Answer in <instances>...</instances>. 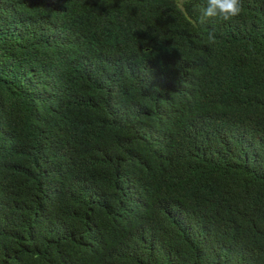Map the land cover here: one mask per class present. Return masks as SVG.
<instances>
[{
  "label": "trees",
  "instance_id": "1",
  "mask_svg": "<svg viewBox=\"0 0 264 264\" xmlns=\"http://www.w3.org/2000/svg\"><path fill=\"white\" fill-rule=\"evenodd\" d=\"M174 3L0 0V264H264V0Z\"/></svg>",
  "mask_w": 264,
  "mask_h": 264
},
{
  "label": "clouds",
  "instance_id": "2",
  "mask_svg": "<svg viewBox=\"0 0 264 264\" xmlns=\"http://www.w3.org/2000/svg\"><path fill=\"white\" fill-rule=\"evenodd\" d=\"M185 0H175L174 7L177 10H184ZM200 22L206 19H219L222 21H230L239 16L243 12L242 0H204L203 5L199 9ZM209 42L215 41V35L212 32L208 33Z\"/></svg>",
  "mask_w": 264,
  "mask_h": 264
}]
</instances>
